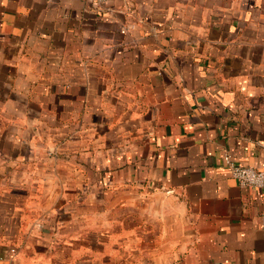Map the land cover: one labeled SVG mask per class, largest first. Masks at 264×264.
<instances>
[{
    "label": "crops",
    "instance_id": "crops-1",
    "mask_svg": "<svg viewBox=\"0 0 264 264\" xmlns=\"http://www.w3.org/2000/svg\"><path fill=\"white\" fill-rule=\"evenodd\" d=\"M264 0H0V264H264Z\"/></svg>",
    "mask_w": 264,
    "mask_h": 264
},
{
    "label": "built area",
    "instance_id": "built-area-1",
    "mask_svg": "<svg viewBox=\"0 0 264 264\" xmlns=\"http://www.w3.org/2000/svg\"><path fill=\"white\" fill-rule=\"evenodd\" d=\"M96 5H104L109 0H87ZM225 163L233 179L243 188H253L257 190H264V171L255 169L253 167L241 166L235 163L231 156L226 155Z\"/></svg>",
    "mask_w": 264,
    "mask_h": 264
}]
</instances>
